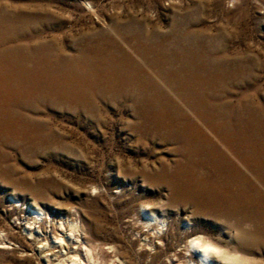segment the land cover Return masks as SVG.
Wrapping results in <instances>:
<instances>
[{
    "label": "rangeland",
    "instance_id": "374dc122",
    "mask_svg": "<svg viewBox=\"0 0 264 264\" xmlns=\"http://www.w3.org/2000/svg\"><path fill=\"white\" fill-rule=\"evenodd\" d=\"M0 104V264H201L188 247L201 233L241 257L221 264H264V0H0ZM186 155L236 167L256 223L176 187Z\"/></svg>",
    "mask_w": 264,
    "mask_h": 264
},
{
    "label": "bare ground",
    "instance_id": "6f19581e",
    "mask_svg": "<svg viewBox=\"0 0 264 264\" xmlns=\"http://www.w3.org/2000/svg\"><path fill=\"white\" fill-rule=\"evenodd\" d=\"M89 3V2H88ZM89 5H90V3H89ZM3 21V20H2ZM166 35V34H165ZM162 38H163V36H162ZM162 38H159V39H162ZM167 38V37H166ZM158 39V38H157ZM168 39V38H167ZM166 39V40H167ZM168 41V40H167ZM142 43V42H141ZM140 43V44H141ZM149 43V42H148ZM163 43V42H162ZM157 44H158V42H157ZM142 45V44H141ZM148 45V44H147ZM100 46H101V44H100ZM140 46V45H139ZM149 46V45H148ZM160 46V45H159ZM171 46V45H170ZM179 46V45H178ZM96 47V46H95ZM113 47V46H112ZM150 47V46H149ZM154 47V46H153ZM162 47V46H161ZM164 48H165V46H163ZM100 48V47H99ZM141 48H144L143 46L141 47ZM171 49L173 48V47H170ZM179 48V47H178ZM97 49V48H96ZM102 48H100V50H101ZM157 49H160L159 47L157 48ZM163 49V48H162ZM167 49V48H166ZM174 49V48H173ZM189 49V48H188ZM139 50H142V49H140L139 48ZM144 50V49H143ZM152 50V49H151ZM168 50H170L169 49V47H168ZM35 51V50H34ZM122 51V50H121ZM164 51H165V49H164ZM40 52V51H39ZM38 52V53H39ZM87 52H89V51H87ZM113 52V51H112ZM126 52V51H125ZM124 52V53H125ZM140 52V51H139ZM146 52V51H145ZM147 52H148V50H147ZM146 52V53H147ZM152 52V51H151ZM150 52V53H151ZM165 52H167V51H165ZM91 53V52H90ZM118 53H119V51H118ZM121 53V52H120ZM88 54V53H87ZM92 54V53H91ZM101 54V53H100ZM148 54V53H147ZM171 54H173V53H171ZM117 55V54H116ZM124 55V54H123ZM145 55V54H144ZM156 55V54H155ZM173 55H176V54H173ZM187 55H188V53H187ZM190 55V54H189ZM2 56V55H1ZM19 56V55H18ZM17 56V57H18ZM158 56V55H157ZM196 57H197V55H195ZM91 57H94V56H92L91 55ZM90 57V59H91V62H92V60L94 59H92ZM104 57H105V55H104ZM107 57V56H106ZM160 57H162V56H160ZM165 57V56H164ZM178 57H180V55L178 56ZM41 58V57H40ZM85 58V57H84ZM87 58V57H86ZM118 58V57H117ZM126 58V57H125ZM124 58V59H125ZM128 58V57H127ZM126 58V59H127ZM158 58V57H157ZM175 58H177V56L175 57ZM181 58H182V55H181ZM180 58V59H181ZM185 58V57H184ZM194 58V57H193ZM119 59V58H118ZM160 59V58H159ZM163 59V58H162ZM165 59V58H164ZM172 59V58H171ZM179 59V60H180ZM188 59V58H187ZM200 59V58H199ZM198 58H197V61L199 60ZM21 60V59H20ZM95 60H97V59H95ZM108 60V59H107ZM122 60V59H121ZM128 60V59H127ZM154 60V59H153ZM172 60H174V59H172ZM176 60V59H175ZM178 60V59H177ZM182 60V59H181ZM186 60V59H185ZM194 59H192V61H193ZM14 61V60H13ZM100 61V60H99ZM105 61V60H104ZM117 61V60H116ZM133 61V60H132ZM131 61V62H132ZM162 61V60H161ZM187 61V60H186ZM201 61V60H200ZM20 62V61H19ZM102 62V61H101ZM107 62V61H106ZM120 62H122V61H120ZM129 62V61H128ZM154 62H156V61H154ZM175 62H177V61H175ZM179 62V61H178ZM184 62V61H183ZM202 62V61H201ZM8 63V62H7ZM51 63V62H50ZM86 63V62H85ZM125 63V62H124ZM165 63H166V60H165ZM173 63H174V61H173ZM186 63V62H185ZM195 63H196V61H195ZM198 63V62H197ZM196 63V64H197ZM53 64V63H52ZM96 64V63H95ZM112 64V63H111ZM119 64V63H118ZM130 64V63H129ZM154 64V63H153ZM156 64V63H155ZM158 64V63H157ZM161 64V63H160ZM170 64V63H169ZM191 64H192V62H191ZM199 64V63H198ZM203 64V63H202ZM206 64V63H205ZM22 65V64H21ZM100 65V64H99ZM115 65V64H114ZM130 65H132V64H130ZM95 66V65H94ZM122 66V65H121ZM129 66V65H128ZM161 66H162V64H161ZM194 65H192V67H193ZM203 66V65H202ZM24 67V66H23ZM27 67V66H26ZM98 67V66H97ZM123 67V66H122ZM131 67H133V66H131ZM135 67H136V65H135ZM135 67H134V69H135ZM156 67V66H155ZM169 67H170V65H169ZM174 67V66H173ZM186 67V66H185ZM199 67H200V65H199ZM2 68V67H1ZM5 68V67H4ZM17 68V67H16ZM124 68V67H123ZM129 68V67H128ZM139 69H140V67H138ZM164 68H165V66H164ZM167 68H168V66H167ZM171 68V67H170ZM176 68V67H175ZM174 68V69H175ZM178 68H179V66H178ZM188 68V67H187ZM196 68V67H195ZM12 69V68H11ZM42 69V68H41ZM55 69V68H54ZM67 69V68H66ZM96 69V68H95ZM110 69V68H109ZM138 69V70H139ZM142 69V68H141ZM140 69V70H141ZM173 69V68H172ZM172 69H170V70H172ZM181 69V68H180ZM194 69V68H193ZM198 69V68H197ZM234 69V68H233ZM44 70V69H43ZM125 70V69H124ZM190 70V69H189ZM192 70V69H191ZM218 70V69H217ZM24 71V70H23ZM90 71V70H89ZM95 71V70H94ZM105 71V70H104ZM114 71V70H113ZM130 71H131V69H130ZM137 71V70H136ZM144 71V70H143ZM185 71V70H184ZM184 71H182V72H184ZM193 71V70H192ZM195 71V70H194ZM49 72V71H48ZM54 72V71H53ZM109 72V71H108ZM112 72V71H111ZM133 72H134V70H133ZM140 72V71H139ZM172 73H173V70L171 71ZM179 72V71H178ZM187 72V71H186ZM189 72V71H188ZM27 73V72H26ZM26 73H23V76H24V74H26ZM46 73V72H45ZM113 73V72H112ZM120 73V72H119ZM127 73H128V71H127ZM137 73V72H136ZM167 73V72H166ZM170 73V72H169ZM168 73V75H170ZM192 73H194V72H192ZM191 73V74H192ZM220 73V72H219ZM49 74V73H48ZM94 74H95V72H94ZM187 74V73H186ZM188 74H190V73H188ZM190 74V75H191ZM195 74V73H194ZM197 74V73H196ZM212 74V73H211ZM22 75V74H21ZM129 75H131V74H129ZM178 75V74H177ZM26 76V75H25ZM31 76V75H30ZM141 76V75H140ZM145 76V75H144ZM172 76H173V74H172ZM179 76H181V75H179ZM189 76V75H188ZM194 76V75H193ZM133 77V76H132ZM141 77H143V76H141ZM174 77V76H173ZM190 77H192V76H190ZM190 77H187V78H190ZM196 77H198L199 78V75L198 76H196ZM115 78V77H114ZM134 78V77H133ZM175 78V77H174ZM173 78V79H174ZM195 78V77H194ZM139 79V78H138ZM142 79V78H141ZM172 79V78H171ZM191 79H193V77L191 78ZM23 80V79H22ZM83 80V79H82ZM107 80V79H106ZM118 80V79H117ZM121 80H123V79H121ZM140 80V79H139ZM169 80V79H168ZM94 81V80H93ZM140 81H142V80H140ZM145 81V80H144ZM147 81V80H146ZM175 81V80H174ZM181 81V80H180ZM184 81V80H183ZM185 81H186V79H185ZM189 81V80H188ZM187 81V82H188ZM194 81V80H193ZM108 82V81H107ZM112 82V81H111ZM138 82V81H137ZM148 82V81H147ZM176 82V81H175ZM190 82H192V81H190ZM201 82V81H200ZM56 83V82H55ZM54 83V84H55ZM54 84H52V85H54ZM59 84V83H58ZM65 84V83H64ZM110 84V83H109ZM111 84H113V83H111ZM139 84V83H138ZM145 84V83H144ZM185 84V83H184ZM192 84V83H191ZM57 85V84H56ZM61 85H63V84H61ZM60 85V86H61ZM76 85V84H75ZM114 86H115V84H113ZM112 85V86H113ZM140 85V84H139ZM143 85V84H142ZM146 85V84H145ZM182 85V84H181ZM185 85H187V84H185ZM195 85V84H194ZM20 86V85H19ZM22 86V85H21ZM65 86H67V84H65ZM64 86V87H65ZM77 86V85H76ZM107 86V85H106ZM144 86V85H143ZM143 86H141L140 85V87H143ZM148 86H149V84H148ZM177 86V85H176ZM183 86V85H182ZM189 86V85H188ZM192 86V85H191ZM18 87V86H17ZM40 87V86H39ZM58 87V86H57ZM79 87V86H78ZM138 87V86H137ZM35 88V87H34ZM45 88H49V86H47V87H45ZM51 88V87H50ZM49 88V89H50ZM63 88V87H62ZM71 88H73V87H70L69 89H71ZM149 88V87H148ZM186 88V87H185ZM188 88V87H187ZM39 89V88H38ZM58 89V88H57ZM116 89V88H115ZM145 89V88H144ZM143 89V90H144ZM176 89V88H175ZM180 89V88H179ZM183 89V88H182ZM191 89V88H190ZM45 90V89H44ZM46 90H48V89H46ZM51 90H52V88H51ZM56 90V89H55ZM54 90V91H55ZM59 90H61V89H59ZM65 89H63V91H64ZM84 90V89H83ZM141 90V89H140ZM139 90V91H140ZM178 90V89H177ZM35 91V90H34ZM53 91V93L52 94H54L55 92ZM62 91V90H61ZM67 91V90H66ZM194 91V90H193ZM197 91V90H196ZM48 92V91H47ZM141 92V91H140ZM143 92V91H142ZM160 92V91H159ZM177 92V91H176ZM192 92V91H191ZM61 93V92H60ZM62 93H64V92H62ZM66 93V92H65ZM144 93V92H143ZM155 93V92H154ZM185 93V92H184ZM48 94V93H47ZM49 94H51V93H49ZM144 94H147V93H144ZM180 94V93H179ZM188 94V93H187ZM132 95V94H131ZM148 95H150V93L148 94ZM198 95V94H197ZM14 96V95H13ZM61 96V95H60ZM145 96V95H144ZM152 96H153V94H152ZM183 96V95H182ZM186 96V95H185ZM200 96V95H199ZM198 96V97H199ZM56 97H57V95H56ZM136 97H138V95L136 96ZM141 97V96H140ZM188 97H189V95H188ZM153 97H151L150 99H152ZM195 97H193V99H194ZM200 98V97H199ZM143 99V98H142ZM185 99L187 100V98L185 97ZM189 99V98H188ZM190 99H191V97H190ZM189 99V100H190ZM208 99V98H207ZM200 100V99H199ZM135 101V100H134ZM140 101V100H139ZM145 101V100H144ZM147 101H148V99H147ZM146 101V102H147ZM154 101V100H153ZM153 101H151L150 100V102H152L153 104H154V102ZM156 101V100H155ZM143 102V101H142ZM151 103V104H152ZM157 103V102H156ZM155 103V104H156ZM159 103H161L160 101H159ZM169 103V102H168ZM168 103H167V105H168ZM171 103V102H170ZM192 103H193V101H192ZM191 103V104H192ZM143 104V103H142ZM146 104V103H145ZM144 104V105H145ZM163 104V103H162ZM172 104V103H171ZM1 105V104H0ZM150 105V104H149ZM160 105V104H159ZM166 105V104H165ZM165 105H163V106H165ZM173 105V104H172ZM184 105V104H183ZM139 106V104L137 105V107ZM145 106H148V105H145ZM161 106V105H160ZM188 106V105H187ZM198 106V105H197ZM154 107V106H153ZM152 107V108H153ZM169 107H171V106H169ZM175 107V106H174ZM141 108V107H140ZM139 108V109H140ZM143 108V107H142ZM147 108V107H146ZM161 108H163L162 106H161ZM256 108V107H255ZM8 109V108H7ZM148 109V108H147ZM146 109V110H147ZM151 109V108H150ZM149 109V110H150ZM157 108H155V110H156ZM171 109H172V107H171ZM171 109H168V110H171ZM234 109V108H233ZM145 111V109H142V111ZM158 110V109H157ZM162 110V109H161ZM167 110V109H166ZM174 110V109H173ZM142 111L140 112V113H142ZM143 111V112H144ZM159 111V110H158ZM164 111V110H163ZM223 111V110H222ZM229 111V110H228ZM138 112H139V110H138ZM146 112H149V111H146ZM151 112V111H150ZM149 112V113H150ZM8 113V112H7ZM145 113V112H144ZM152 113V112H151ZM155 112H153V114H154ZM161 113V112H160ZM164 113V112H163ZM162 113V114H163ZM166 113V112H165ZM168 113V112H167ZM171 113V112H170ZM159 114V113H158ZM162 114H159V116H162ZM188 114V113H187ZM190 114V113H189ZM188 114V115H189ZM231 114V113H230ZM235 114V113H234ZM156 115H157V112H156ZM168 115V114H167ZM211 115V114H210ZM209 115V116H210ZM214 115V114H213ZM147 116H148V114H147ZM149 116H151V115H149ZM149 116L147 117V120H148V118H149ZM164 116H166V115H164ZM170 116V115H169ZM169 116H167V118H171V117H169ZM172 116V115H171ZM174 116V115H173ZM195 116V115H194ZM192 117V116H191ZM220 117V116H219ZM236 117V116H235ZM4 118V117H3ZM143 118V117H142ZM145 118V117H144ZM158 118V117H157ZM162 118H164L163 116H162ZM176 120L178 119V117L176 118V116L174 117ZM194 118H196V117H194ZM222 118V117H221ZM156 119V118H155ZM172 119H173V117H172ZM174 119V120H175ZM208 119V118H207ZM211 119H213V117L212 118H210V121H211ZM144 120V119H143ZM163 120H165V119H163ZM162 120V121H163ZM173 120V123L176 121H174ZM190 120V119H189ZM194 120V119H193ZM198 120V119H197ZM231 120V119H230ZM260 120V119H259ZM13 121V120H12ZM149 121H150V119H149ZM152 121H153V119H152ZM151 121V122H152ZM157 121V120H156ZM159 121V124H160V121L161 120H158ZM166 121V120H165ZM183 121V120H182ZM263 121V120H262ZM262 121H261V123H262ZM148 122V121H147ZM186 123H187V120L185 121ZM193 122H195V121H193ZM209 122V121H208ZM231 122V121H230ZM236 122V121H235ZM21 123V122H20ZM143 123V126H144V121L142 122ZM141 123V124H142ZM154 123H156V122H154ZM164 123V122H163ZM167 123H169V122H167ZM171 123V122H170ZM172 123V124H173ZM176 123V122H175ZM177 123H178V121H177ZM176 123V124H177ZM238 123V122H237ZM260 123V122H259ZM16 124V123H15ZM145 124H147V123H145ZM153 124V123H152ZM158 124V125H159ZM179 124H180V122H179ZM184 124V123H183ZM188 124V123H187ZM200 124V123H199ZM212 124V123H211ZM216 124V123H215ZM218 124V123H217ZM233 124V123H232ZM2 125V124H1ZM154 125V124H153ZM156 125H157V123H156ZM155 125V126H156ZM203 125V124H202ZM229 125V124H228ZM236 125V124H235ZM245 125V124H244ZM262 125V124H261ZM147 126V125H146ZM161 126V125H160ZM159 126V127H160ZM162 126H163V124H162ZM166 127L168 126V125H165ZM171 126H173V125H171ZM177 126V125H176ZM175 126V128H177ZM179 126V125H178ZM188 126V125H187ZM186 126V127H187ZM190 126V125H189ZM188 126V127H189ZM200 126H201V124H200ZM223 126H224V124H223ZM223 126H221V127H223ZM226 126V125H225ZM240 126V125H239ZM149 127V126H148ZM154 127V126H153ZM152 127V128H153ZM180 128H181V124H180V126H179ZM185 127V126H184ZM183 127V128H184ZM191 127H193V126H190V130H191ZM207 127V126H206ZM206 127H204V128H206ZM212 127H214L213 125H212ZM216 127H217V125H216ZM256 127V126H255ZM261 127V126H260ZM156 128V127H155ZM158 128V127H157ZM162 128V127H161ZM168 128V127H167ZM210 128V127H209ZM218 128V127H217ZM226 128V127H225ZM224 128V129H225ZM229 128V127H228ZM237 128H238V126H237ZM141 129V128H140ZM146 129H148V128H145V130ZM172 129V128H171ZM202 129H203V127H202ZM202 129H201V132H202ZM213 129H215V128H213ZM219 129V128H218ZM223 129V130H224ZM262 129V128H261ZM145 130H144V132H145ZM149 130V129H148ZM148 130H147V132H148ZM155 130V129H154ZM157 130V129H156ZM155 130V131H156ZM159 130V129H158ZM165 130V129H164ZM170 130V129H169ZM173 130H174V128H173ZM188 130V129H187ZM204 130V129H203ZM221 130V129H220ZM232 130V129H231ZM241 130V127H239V129H238V131H240ZM140 131V130H139ZM160 131V130H159ZM162 131H163V129H162ZM161 131V132H162ZM168 130L166 129V132H167ZM172 131V130H171ZM177 131V130H176ZM182 131V130H181ZM193 131V130H192ZM210 131H211V129H210ZM225 131V130H224ZM234 131V130H233ZM247 131V130H246ZM249 131V130H248ZM258 131V130H257ZM143 132V131H142ZM141 132V133H142ZM173 132H175V131H173ZM231 132V131H230ZM254 132H255V130H254ZM254 132H252L251 134H253ZM157 133V132H156ZM170 133H172V132H170ZM176 133V132H175ZM182 133H184V132H182ZM192 133V132H191ZM203 133H207V132H203ZM241 133V132H240ZM258 133H260V132H258ZM147 134V133H146ZM162 134V133H161ZM168 134H169V132H168ZM173 134V133H172ZM177 134H178V132H177ZM177 134H175V137H176V135ZM179 134H180V132H179ZM194 134V133H193ZM212 134V133H211ZM235 134V133H234ZM233 134V135H234ZM238 134V133H237ZM237 134H235L236 136H237ZM257 134V133H256ZM261 134V133H260ZM262 134H263V132H262ZM261 134V135H262ZM148 135H149V133H148ZM155 135V134H154ZM154 135H152V136H154ZM163 135V134H162ZM183 135V134H182ZM186 135V134H185ZM244 135H245V133H244ZM146 136V135H145ZM144 135H143V139H144V137H145ZM173 136V135H172ZM195 136V135H194ZM192 134H190V135H188V133H187V135H186V140H187V142L190 140V142H191V139H195V137H194ZM218 136V135H217ZM235 136V137H236ZM242 136V135H241ZM246 136V135H245ZM251 136V135H250ZM254 136V135H253ZM252 136V137H253ZM257 136V135H256ZM255 136V137H256ZM163 137H165V136H163ZM166 137H168L169 138V135L168 136H166ZM180 137V136H179ZM179 137H177V138H179ZM182 137V136H181ZM209 137V136H208ZM216 137V136H215ZM233 137V136H232ZM247 137V136H246ZM258 137V136H257ZM256 137V138H257ZM156 138V137H155ZM174 138V137H173ZM182 138H185V137H182ZM217 138H221L220 136L219 137H217ZM229 138V137H228ZM237 138V137H236ZM235 138V139H236ZM239 138V137H238ZM255 138V139H256ZM259 138V137H258ZM257 138V139H258ZM262 138V137H261ZM261 138H260V141H262L261 140ZM148 139V138H147ZM154 139V138H153ZM157 139H158V137H157ZM193 139V140H194ZM197 139V138H196ZM209 139V138H208ZM211 139V138H210ZM209 139V140H210ZM227 139V138H226ZM234 139V138H233ZM232 139V140H233ZM246 139V138H245ZM244 139V140H245ZM251 139H253V138H251ZM255 139L253 140V141H255ZM176 140V139H175ZM181 140H185V139H181ZM199 140H200V138H199ZM217 140V139H216ZM224 140V139H223ZM231 140V141H232ZM259 140V139H258ZM263 140H264V138H263ZM146 141V140H145ZM198 141V140H197ZM201 141H203V139L201 140ZM212 141H213V138H212ZM235 141V140H234ZM233 141V142H234ZM248 141V140H247ZM259 141V142H260ZM147 142V141H146ZM166 142V141H165ZM174 142V141H173ZM179 142H181L180 140H179ZM183 142V141H182ZM204 142V141H203ZM202 142V143H203ZM207 141H205V143H206ZM214 142H216V141H214ZM218 142V141H217ZM216 142V143H217ZM225 142V141H224ZM240 143H241V141H239ZM248 142H250V141H248ZM247 142V143H248ZM263 142V141H262ZM259 143V145L260 144H263L264 145V143ZM184 143V142H183ZM183 143H181V145H184ZM193 143H195V142H193ZM208 143V145H209V142H207ZM211 143V142H210ZM213 143V142H212ZM216 143L214 144V147H215V145H216ZM222 143V142H221ZM230 143V142H229ZM229 143H225V144H229ZM232 143V142H231ZM237 143V142H236ZM235 143V144H236ZM244 143V142H243ZM242 143V144H243ZM251 144H250V146H252V142H250ZM189 144H192V143H189ZM212 144V145H213ZM218 144V143H217ZM257 144H258V142H257ZM256 144V145H257ZM194 145V144H193ZM200 145V144H199ZM206 145V144H205ZM211 145V146H212ZM238 145V144H237ZM186 146V145H185ZM187 146H188V144H187ZM196 146V145H195ZM203 146H204V143H203ZM220 146H221V144H220ZM224 146V145H223ZM231 146H233V145H231ZM230 146V147H231ZM235 146V145H234ZM241 146H244V145H241ZM248 146V145H247ZM255 146V145H254ZM181 147V146H180ZM182 147H184V146H182ZM182 147H181V149H182ZM204 147H208V146H204ZM239 147H240V145H239ZM249 147V146H248ZM258 147H260V146H258ZM175 148V147H174ZM192 148H194L193 146H192ZM191 148V149H192ZM198 148V147H197ZM200 148V147H199ZM210 146H209V150H210ZM216 148V147H215ZM214 148V149H215ZM231 148H233V147H231ZM230 148V149H231ZM235 148V147H234ZM234 148H233V150H234ZM243 148V147H242ZM241 148V149H242ZM244 148H246V147H244ZM253 148V147H252ZM255 148V147H254ZM253 148V149H254ZM257 148V147H256ZM261 148V147H260ZM171 149H173V148H171ZM184 149V148H183ZM190 149V148H189ZM203 149V148H202ZM206 149L208 150V148H205V149H203V151L205 150L206 151ZM212 149H213V147H212ZM219 148H217V150H218ZM221 149V148H220ZM226 149H227V147H226ZM229 149V148H228ZM264 149V148H263ZM179 149H177V151H178ZM187 150H188V148H187ZM198 150V152L200 151L201 152V150L200 149H196V151ZM208 150V151H209ZM232 150V149H231ZM231 150H227V152H230ZM236 150V149H235ZM243 150V149H242ZM258 150H260V149H258ZM192 151L194 152L195 150H193L192 149ZM195 151V152H196ZM213 151H215V150H213ZM213 151H212V153H213ZM222 151H223V149H222ZM261 151V150H260ZM176 152V151H175ZM180 152V151H179ZM183 152V151H182ZM185 152V151H184ZM210 152H211V150H210ZM224 152V151H223ZM239 152V151H238ZM245 152V151H244ZM247 152H249V151H247ZM247 152H245V153H247ZM252 152V151H251ZM251 152H250V154H251ZM186 153H188V151L186 152ZM185 153V154H186ZM191 153V152H190ZM216 153H218V152H216ZM220 153H221V151H220ZM233 153H235V151L233 152ZM261 153H262V151H261ZM189 154V153H188ZM195 154V153H194ZM198 154H200V153H198ZM237 154V153H236ZM242 154V153H241ZM249 154V155H250ZM213 155V154H212ZM212 155H211V157H212ZM218 155H219V153H218ZM228 155V154H227ZM226 154H225V158H226V156H227ZM243 155V154H242ZM247 155H248V153H247ZM248 155V156H249ZM258 155H259V152H258ZM264 155V154H263ZM187 156V155H186ZM196 156H197V154H196ZM195 156V157H196ZM202 156V155H201ZM204 156H206L205 155V153H204ZM207 156H208V154H207ZM220 156V155H219ZM222 156V155H221ZM234 156H235V154H234ZM237 156V155H236ZM235 156V157H236ZM239 157H240V154L238 155ZM237 156V157H238ZM244 156V155H243ZM243 156H242V158H243ZM184 157V156H183ZM187 157H189V159H192V161H190L191 163L189 164V165H184V163L183 164H180L179 165V171L178 172H176L174 169H173V171L174 172H176V173H174L171 177V182H174V184L175 185H177L176 187H181V189H185V191H188V192H190L191 194H192V198H196V199H198L197 201H200V202H203L204 203V206L206 207V209H207V213H209L210 212V210L214 213V212H216V213H218L219 215H221V217H223V216H228V217H232V219L234 218V220H235V224L237 225V227L239 226L240 227V225L242 224V223H244L245 222V224H246V222L247 221H249V222H253L254 224L256 223V220H258V214H257V212H255V210H254V206H255V202H254V200H252L253 198L252 197H250V196H256L255 195V192H254V194H252V195H250L249 196V194H247V193H249L250 192V190H249V192H247L246 193V191H244V189H240V186H242V184L236 189H234V187L237 185V184H239V183H241V181H244V180H242V177L241 176H238V175H235L233 172H235V169H236V167H235V169L232 167V166H230L229 168H227V167H225V166H221V165H219V161H221L220 159H217V161H215V159H214V161L212 160V162L210 161L209 163H207V162H205V161H201V160H198V158L197 159H194L193 160V158H190L191 156H187ZM192 157H193V154H192ZM209 157H210V155H209ZM214 157V156H213ZM213 157L212 158H210V159H213ZM215 157H218V156H215ZM223 157V156H222ZM229 157H231V156H229ZM255 157H257V155L255 156ZM261 157V156H260ZM202 158H204V157H202ZM207 158V157H206ZM258 158V157H257ZM264 158V157H263ZM263 158H262V160H263ZM180 159V158H179ZM199 159H201V157L199 158ZM229 159V158H228ZM241 159V158H240ZM243 159H245V158H243ZM242 159V160H243ZM247 159H249V158H247ZM247 159H245L246 161H247ZM252 159V158H251ZM254 159V158H253ZM176 160H178L177 158H176ZM181 160H182V158H181ZM184 160V159H183ZM204 160V159H203ZM219 160V161H218ZM242 160H240V161H242ZM245 160H243V161H245ZM257 160V159H256ZM179 161V160H178ZM234 161V160H233ZM238 161H239V159H238ZM238 161H237V163H238ZM251 161V160H250ZM261 161V160H260ZM181 162H183V161H181ZM180 162V163H181ZM219 162V163H218ZM232 161H230V163H231ZM263 162H264V160H263ZM163 163V162H162ZM171 163V162H170ZM223 163V162H222ZM241 163V162H240ZM243 163H245V162H243ZM242 163V164H243ZM247 163V162H246ZM251 163V162H250ZM250 163H248V164H250ZM258 163V162H257ZM255 161H254V164H257ZM186 164V163H185ZM225 164V163H224ZM236 164V163H235ZM242 164H241V167H243L242 166ZM253 164V162H252V165H254ZM260 164V163H259ZM262 164V163H261ZM166 166H167V164H166ZM175 166H177L176 164H175ZM188 166H189V168H188ZM246 166V165H245ZM249 166V165H248ZM263 166H264V164H263ZM143 167H145V166H143ZM190 167H192L193 169L191 170L190 169ZM240 167V168H241ZM167 168H170V167H168L167 166ZM172 168V167H171ZM238 168V167H237ZM240 168H239V170H240ZM247 168V167H246ZM245 168V170H247ZM249 168H251V167H249ZM255 168V167H254ZM256 168H257V166H256ZM260 168V167H259ZM263 168V167H262ZM261 168V169H262ZM166 169V168H165ZM178 169V168H177ZM258 169V168H257ZM257 169H256V171H257ZM157 170H158V168H157ZM164 170V169H163ZM163 170H162V172H163ZM170 170V169H169ZM168 170V171H169ZM199 170H201V171H204V172H206L205 174H203L204 176H202V175H200V174H198V172L197 171H199ZM237 170V169H236ZM238 170V171H239ZM160 171V170H159ZM168 171H167V173H168ZM255 171V172H256ZM263 171V170H262ZM153 172V171H152ZM161 172V171H160ZM165 172H166V170H165ZM240 172V171H239ZM247 172H248V170H247ZM249 172H251V171H249ZM259 172V171H258ZM264 172V171H263ZM166 173V174H167ZM169 173H170V171H169ZM203 173V172H202ZM244 173V172H243ZM154 174V173H153ZM161 174V173H160ZM159 174V175H160ZM240 174V173H239ZM246 174V173H245ZM249 174V173H248ZM252 174V173H251ZM250 174V175H251ZM255 174V173H254ZM254 174H252V175H254ZM258 174V173H257ZM256 174V175H257ZM262 174V173H261ZM157 175V174H156ZM241 175V174H240ZM260 175V174H259ZM167 176V175H166ZM245 176H247V175H245ZM168 177H170V176H168ZM168 177H166V178H168ZM243 177H244V175H243ZM255 177V176H254ZM153 178H154V176H153ZM162 178H163V176H162ZM246 178V177H245ZM251 178V177H250ZM256 179H257V177H255ZM254 178V179H255ZM172 179H174L173 181H172ZM263 179V178H262ZM163 180V179H162ZM169 180H170V178H169ZM258 180V179H257ZM259 180H261V179H259ZM170 182V183H171ZM180 182V183H179ZM247 182V181H246ZM245 182V183H246ZM249 182V181H248ZM254 182H256V181H254ZM261 182V181H260ZM245 185H247V183L245 184ZM256 185H258L257 183H256ZM261 185H262V183H261ZM249 186H250V184H249ZM260 186V185H259ZM263 186H264V183H263ZM175 187V188H176ZM244 187V186H243ZM252 187H254V186H252ZM246 188V187H245ZM250 188V187H249ZM259 188V187H258ZM263 188V187H262ZM252 189V188H251ZM264 189V188H263ZM177 190V189H176ZM179 190H180V188H179ZM245 190H248V189H245ZM258 190V189H257ZM184 191V192H185ZM253 191H255V189L253 190ZM261 191V190H260ZM180 192V191H179ZM264 192V191H263ZM262 192V193H263ZM190 193H188V194H190ZM259 193V196H260V192H258ZM257 193V194H258ZM183 194V193H182ZM187 194V195H188ZM264 195V194H263ZM178 197V196H177ZM186 197V196H185ZM261 197V196H260ZM260 197H257V198H260ZM263 197V196H262ZM184 198V197H183ZM191 198V197H190ZM255 198V200L257 201V199H256V197H254ZM264 198V197H263ZM172 199H173V197H172ZM188 199V198H187ZM262 200V199H261ZM177 201V200H176ZM179 201V200H178ZM184 201V200H183ZM192 201H193V199H192ZM191 201V202H192ZM195 201V200H194ZM196 201V202H197ZM182 202V201H181ZM187 202V201H186ZM190 202V201H189ZM263 202V201H262ZM262 202H261V205H263L262 204ZM184 203V202H183ZM195 203V202H194ZM193 203V204H194ZM198 203V202H197ZM176 204V203H175ZM258 204V203H257ZM260 204V203H259ZM196 206H198V204L196 205ZM202 208V207H201ZM258 208V207H257ZM261 208V207H260ZM260 208H258V210H260ZM199 209V208H198ZM197 211V210H196ZM211 212V213H212ZM42 213V212H41ZM206 213V212H205ZM260 213L261 212H259V215H260ZM38 214H40V212H38ZM198 214V213H197ZM201 214V213H200ZM204 214V213H203ZM210 214V213H209ZM218 214H216V215H218ZM41 215H43V214H41ZM264 215V213H262V215H261V217ZM193 216H194V213H193ZM198 216V215H197ZM201 216V215H200ZM207 216V215H206ZM212 215H210V217H211ZM212 217H214V216H212ZM214 218H216V217H214ZM220 218V217H219ZM231 219V218H230ZM230 219H228V220H230ZM222 220V219H221ZM227 220V219H226ZM224 218H223V221H226ZM233 220V221H234ZM260 220V219H259ZM190 221V220H189ZM220 221V220H219ZM231 221V220H230ZM230 221H229V223H230ZM73 222V221H72ZM221 222V221H220ZM261 221H259V223H260ZM34 223V222H33ZM60 223V222H59ZM228 223V224H229ZM258 223V222H257ZM259 223H258V225H259ZM74 224H75V222H74ZM30 225V224H29ZM61 225V224H60ZM76 225V224H75ZM231 225H234L233 223L231 224ZM249 225H251V224H249ZM248 225V226H249ZM261 227H263L264 228V226H262V222H261ZM62 226V225H61ZM77 226V225H76ZM253 226V225H252ZM54 227V226H53ZM67 227V226H66ZM73 227V226H72ZM245 227V226H244ZM260 227V226H259ZM34 228V227H33ZM61 228V227H60ZM64 228V227H63ZM74 228V227H73ZM233 229H234V227H232ZM242 228V227H241ZM256 228V227H255ZM32 229V228H31ZM54 229H55V227H54ZM69 229V228H68ZM192 229V228H191ZM238 229V228H237ZM244 229V228H243ZM258 230H259V228H257ZM260 229H262V228H260ZM253 230V229H252ZM255 230V229H254ZM253 230V231H254ZM257 230V231H258ZM63 231H65L64 229H63ZM73 231V230H72ZM85 231V230H84ZM197 231V230H196ZM246 231V230H245ZM244 231V232H245ZM251 231V230H250ZM252 231V232H253ZM256 231V230H255ZM256 231V232H257ZM260 231V230H259ZM40 232V231H39ZM43 232V231H42ZM58 232V231H57ZM204 232V231H203ZM241 232V231H240ZM247 232H249V231H247ZM263 231H261V233H262ZM30 233V232H29ZM59 233V232H58ZM73 233V232H72ZM77 233V232H76ZM79 233V232H78ZM205 233V232H204ZM237 233V232H236ZM251 233V232H250ZM254 233L255 232H253V235H254ZM258 233V232H257ZM257 233L255 234L256 235V237L257 236H259L261 233H259V235H257ZM56 234V233H55ZM247 234H249V233H247ZM246 234V235H247ZM60 235V234H59ZM63 235V234H62ZM73 235V234H72ZM198 235V234H197ZM201 235H202V233H201ZM201 235H199V236H196V237H194L193 236V238L189 241V249L191 250V251H193L195 254H196V256L199 258V260H200V262H201V264H221L222 262H221V259H226V261H228L230 258H238V259H240L241 257H239V256H237L236 254H234V253H231L230 251H227V250H225V249H223V248H221L220 246H218V245H216V244H214L212 241H210V240H208V239H206L204 236H201ZM245 235V236H246ZM40 236H41V234H40ZM64 236H65V234H64ZM251 236V235H250ZM262 236H264V235H262ZM57 237V236H56ZM68 237H69V235H68ZM78 237V236H77ZM187 237V236H186ZM247 237V236H246ZM255 237V238H256ZM260 237V236H259ZM250 238H252L251 240H253V237H250ZM57 239V238H56ZM78 239V238H77ZM247 239V238H246ZM71 240H72V238H71ZM70 240V241H71ZM189 240V239H188ZM245 240V239H244ZM256 240V239H255ZM70 241H69V243H70ZM80 241V240H79ZM243 241V240H242ZM242 241H240L241 243H242ZM259 241V240H258ZM74 242V241H73ZM216 242V241H215ZM246 242H248L247 240H246ZM257 242V241H256ZM261 243L263 242V241H260ZM56 243V242H55ZM63 243V242H62ZM88 243V242H87ZM187 243V242H186ZM245 243V242H244ZM250 243H251V241H250ZM259 243V242H258ZM66 244V243H65ZM74 244V243H73ZM78 244V243H77ZM80 244H81V242H80ZM219 244V243H218ZM253 244H255L254 243V241H253ZM257 244V243H256ZM255 244V245H256ZM54 245V244H53ZM56 245H57V243H56ZM234 245H235V242H234ZM240 245H242V244H240ZM245 245H247V244H245ZM249 245V244H248ZM254 245V246H255ZM5 246V245H4ZM233 246V245H232ZM250 246V245H249ZM253 246V245H252ZM261 246V245H260ZM64 247V246H63ZM66 247V246H65ZM79 247V246H78ZM85 247V246H84ZM235 247H238V246H236L235 245ZM247 247V246H246ZM71 248V247H70ZM209 248H211V249H215V251H210V250H208ZM231 248V247H230ZM245 248V247H244ZM253 248V247H252ZM260 248V247H259ZM67 249V248H66ZM74 249V248H73ZM77 249V248H76ZM80 249V248H79ZM241 249H243V248H241ZM241 249L239 248V250L241 251ZM261 249V248H260ZM72 250V249H71ZM70 250V251H71ZM230 250V249H229ZM244 250V249H243ZM248 250V249H247ZM65 251V250H64ZM87 251V250H86ZM252 251V250H251ZM72 252V251H71ZM70 252V253H71ZM90 252V251H89ZM117 252V251H116ZM189 252V251H188ZM244 252V251H243ZM253 252H255V251H253ZM248 254H249V252H247ZM97 254V253H96ZM189 254H191V253H189ZM253 254H255V253H253ZM62 255V254H61ZM84 255V254H83ZM89 255H90V253H89ZM117 255V254H116ZM66 256V255H65ZM218 256V257H217ZM75 257V256H74ZM118 257V256H117ZM193 257V256H192ZM219 257L221 258V259H219ZM94 257H93V255L91 256V259H93ZM122 258V257H121ZM190 258V257H189ZM75 259V258H74ZM90 259V260H91ZM228 259V260H227ZM68 260H69V258H68ZM82 260V259H81ZM120 260V259H119ZM123 260V259H122ZM93 261V260H92ZM98 261V260H97ZM192 261H193V258H192ZM226 261H223V262H226ZM98 262H100V261H98ZM104 262V261H103ZM197 262V261H196ZM74 263H77V260H75L74 261ZM93 263V262H92ZM96 263V262H95ZM108 263V262H107ZM116 263V262H115ZM190 263H191V261H190ZM194 263V262H193ZM198 263V262H197ZM77 264H80V263H77ZM89 264V263H88ZM100 264V263H99ZM111 264V263H110ZM117 264H122L121 262H119V263H117Z\"/></svg>",
    "mask_w": 264,
    "mask_h": 264
},
{
    "label": "snow or ice",
    "instance_id": "6c2138e0",
    "mask_svg": "<svg viewBox=\"0 0 264 264\" xmlns=\"http://www.w3.org/2000/svg\"><path fill=\"white\" fill-rule=\"evenodd\" d=\"M208 250H210V251H215V249H211V248H209Z\"/></svg>",
    "mask_w": 264,
    "mask_h": 264
}]
</instances>
